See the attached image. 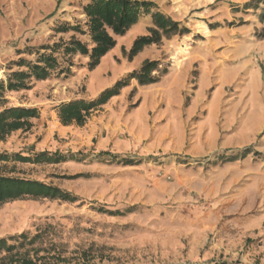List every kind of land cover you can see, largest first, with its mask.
<instances>
[{
    "label": "rangeland",
    "instance_id": "rangeland-1",
    "mask_svg": "<svg viewBox=\"0 0 264 264\" xmlns=\"http://www.w3.org/2000/svg\"><path fill=\"white\" fill-rule=\"evenodd\" d=\"M88 1L0 0V81L26 70L20 60L32 63L38 53H50L41 47L75 38L90 48L88 35L57 31L67 24L86 33ZM141 1L154 3L189 33L147 46L129 61L134 39L148 35L151 26L150 17L143 18L116 38L100 70L89 71L87 57L63 58L57 49L58 68L71 65L70 75L56 69L45 81L31 79L30 90L5 91L0 98V111L36 108L40 115L29 130L0 141V155L11 158L0 161V176L38 181L76 198L1 205L0 239L15 246L8 260L264 264V130L243 135L224 125L227 104L244 82L225 84V74L248 60L264 38L260 8H254L256 0ZM144 61H158L165 70L157 83L131 80L84 126L59 123L53 111L60 104L95 98ZM211 65L214 79L200 92L198 78ZM213 105L218 113L211 120ZM39 153L59 162L14 158Z\"/></svg>",
    "mask_w": 264,
    "mask_h": 264
},
{
    "label": "trees",
    "instance_id": "trees-1",
    "mask_svg": "<svg viewBox=\"0 0 264 264\" xmlns=\"http://www.w3.org/2000/svg\"><path fill=\"white\" fill-rule=\"evenodd\" d=\"M260 5L262 7H260ZM254 8H260L259 18L264 22V0H256ZM86 17L85 33L78 26L67 24L57 28L58 32L72 31L80 35H88L91 47L75 38L68 43L53 45L52 47H41L40 50L50 53H38L34 62L20 60L18 65L26 69L25 71L12 72L5 82L0 81V98L5 91L30 90V80L45 81L51 72L58 69L60 74L70 75V67L59 69L57 58L54 54L57 49H61L63 58L73 54H80L88 58V70L92 71L99 66L101 60L116 46V38L123 37L140 20L150 17L151 26L148 28V35L139 36L134 39L131 48L127 52V58L131 61L145 47L158 45L163 39L184 36L189 31L180 26L178 22L165 16L158 10V7L150 1L141 0H89L83 8ZM264 37V33L262 34ZM158 61H144L138 70H134L111 87L100 92L93 99H75L67 103H62L56 108L57 118L62 126L76 125L82 127L93 114L100 111L112 98L117 97L121 90L127 87L131 80H136L140 86L155 84L159 81L161 74L165 72L159 70ZM157 73L158 75H154ZM39 118V111L36 108L8 107L0 111V141H5L13 132L26 131L31 128L30 120ZM16 160L24 163H39L44 161L59 162L47 159L44 153L36 154L33 158L15 156ZM11 160L7 155H0V161ZM59 160V159H58ZM125 166L134 165L132 159H121ZM48 199L60 200L63 202L74 203L76 198L61 189L34 180L22 178H12L0 176V206L8 202L21 199ZM19 238L26 237L20 235ZM12 240V238L10 239ZM15 250L14 245H8L7 240L0 239V254L6 253L5 257L0 258V264H37L36 261L28 258H15L8 260ZM9 256V257H8ZM7 259V260H6ZM206 264H227L224 262H210Z\"/></svg>",
    "mask_w": 264,
    "mask_h": 264
},
{
    "label": "crops",
    "instance_id": "crops-1",
    "mask_svg": "<svg viewBox=\"0 0 264 264\" xmlns=\"http://www.w3.org/2000/svg\"><path fill=\"white\" fill-rule=\"evenodd\" d=\"M107 56L108 54L104 58ZM256 58L259 59V64H256ZM200 65L202 70L204 66L203 64ZM101 66L102 65L99 66L97 71L100 70ZM209 67L210 66L206 68L209 72L207 73L208 75L205 73L203 74L202 71V73L200 72L201 74L198 78L199 84L202 86L200 92H202L203 88L214 79L212 77L215 72L214 66L211 65V68ZM225 76L227 79L225 84L235 83L241 78H244V82L239 87L240 94L238 98L234 100L233 103L230 101V103L227 104V110L224 111V125L227 128L233 126L237 134L256 135L261 133L264 130V38L257 47V51H253L248 60L245 59L242 63L233 64L231 68L226 71ZM200 92H198L199 95L195 96L194 99L197 105H199L202 101L201 99H203V93ZM212 102L215 103L216 99L213 98ZM215 106L216 105H213L211 111L208 112L207 118L211 119L213 116L215 117V113H218V111H214ZM53 112L57 114L56 110ZM106 114L108 116L117 117V113ZM30 123H32V120H30ZM262 140L264 141V135L262 136Z\"/></svg>",
    "mask_w": 264,
    "mask_h": 264
}]
</instances>
